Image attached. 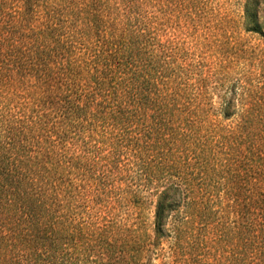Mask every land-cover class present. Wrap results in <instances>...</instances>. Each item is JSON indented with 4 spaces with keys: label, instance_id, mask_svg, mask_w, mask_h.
<instances>
[{
    "label": "trees",
    "instance_id": "16d2710c",
    "mask_svg": "<svg viewBox=\"0 0 264 264\" xmlns=\"http://www.w3.org/2000/svg\"><path fill=\"white\" fill-rule=\"evenodd\" d=\"M219 1L0 0V264H264V0Z\"/></svg>",
    "mask_w": 264,
    "mask_h": 264
},
{
    "label": "rangeland",
    "instance_id": "374dc122",
    "mask_svg": "<svg viewBox=\"0 0 264 264\" xmlns=\"http://www.w3.org/2000/svg\"><path fill=\"white\" fill-rule=\"evenodd\" d=\"M243 0H221L219 2H215L212 4V15L213 20L216 18L224 17L226 20L234 19L238 20L240 10H241V2ZM153 208L152 206H148L144 210V216L146 217L147 222L152 220Z\"/></svg>",
    "mask_w": 264,
    "mask_h": 264
}]
</instances>
